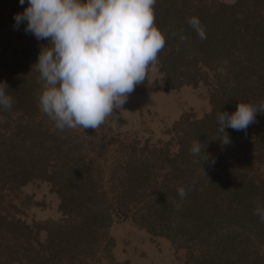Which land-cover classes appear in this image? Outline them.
Masks as SVG:
<instances>
[{
    "label": "trees",
    "instance_id": "16d2710c",
    "mask_svg": "<svg viewBox=\"0 0 264 264\" xmlns=\"http://www.w3.org/2000/svg\"><path fill=\"white\" fill-rule=\"evenodd\" d=\"M27 4L0 0V82L14 101L11 111L0 109V264H133L113 257L110 230L123 219L166 242L182 264H264V223L254 214L264 206L256 169L264 114L246 133L226 128L228 145L217 123L239 102L264 101V0H156L154 24L166 43L155 67L164 89L204 85L210 104L201 118L176 121L166 142L103 140L93 131L94 142L89 129H57L39 107L43 82L33 66L48 41L26 33V22L15 26ZM193 16L206 39L188 24ZM197 139L214 164L191 153ZM35 182L56 195L59 219L23 217L30 197L22 189Z\"/></svg>",
    "mask_w": 264,
    "mask_h": 264
},
{
    "label": "clouds",
    "instance_id": "9594fccd",
    "mask_svg": "<svg viewBox=\"0 0 264 264\" xmlns=\"http://www.w3.org/2000/svg\"><path fill=\"white\" fill-rule=\"evenodd\" d=\"M155 4L156 0H28L24 11L14 14L17 28L26 22V33L48 41L33 66L43 82L39 107L57 129L98 128L145 82L166 43L154 24ZM188 24L206 39L198 17ZM185 39L181 35L179 42ZM13 103L7 82H0V109L11 111ZM258 114H264V101L239 102L232 113L219 112L220 143H231L226 128L246 133ZM205 147L197 139L190 151L195 156L203 153L202 162L214 164ZM177 191L181 199L186 196L184 187ZM254 214L264 223V206L258 205Z\"/></svg>",
    "mask_w": 264,
    "mask_h": 264
},
{
    "label": "rangeland",
    "instance_id": "374dc122",
    "mask_svg": "<svg viewBox=\"0 0 264 264\" xmlns=\"http://www.w3.org/2000/svg\"><path fill=\"white\" fill-rule=\"evenodd\" d=\"M223 1L232 3L236 0ZM208 92V87L204 85L166 90L158 68L150 67L145 82L135 87L123 109L113 111L98 128L89 129L95 135L92 139L95 142L96 136L101 133L104 136L103 140L111 134L127 141L137 139L166 142L169 140L168 130L180 118L192 116L197 119L210 111ZM101 126L103 131L100 130ZM108 154L104 151L98 156L105 159ZM256 169L264 176V153L263 162L258 164ZM22 193L30 197V205L23 216L25 219L28 221L59 219L58 199L48 184L30 183L22 189ZM110 234L116 243L113 247V257L117 261L128 259L133 264H182L181 259L176 262L175 255L166 242L151 241L145 233L137 231L124 219L115 221Z\"/></svg>",
    "mask_w": 264,
    "mask_h": 264
}]
</instances>
